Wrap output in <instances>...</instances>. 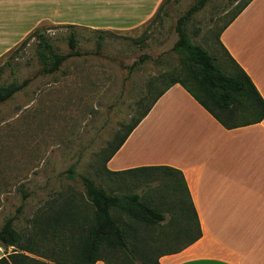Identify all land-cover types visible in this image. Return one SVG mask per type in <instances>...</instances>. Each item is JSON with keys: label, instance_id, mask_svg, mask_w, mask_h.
<instances>
[{"label": "rangeland", "instance_id": "374dc122", "mask_svg": "<svg viewBox=\"0 0 264 264\" xmlns=\"http://www.w3.org/2000/svg\"><path fill=\"white\" fill-rule=\"evenodd\" d=\"M245 1L207 0L186 25L190 41L224 61L215 35ZM196 2L160 0L154 20L152 16L129 28L99 29L104 31L99 40L95 29L49 21L37 28L0 29V81L28 80L0 104V227L14 217L13 227L28 235L30 220L48 201L67 194L82 197L80 175L107 191L124 189L120 188L125 183L122 179L99 174L102 155L148 103L149 96L166 84L164 80L149 89V81L179 74L180 58L172 48L177 40L175 24ZM111 3L118 6L120 0ZM36 29L42 30L60 54L68 52L67 36L74 32L80 55L65 60L56 72L44 73L36 56V38L30 37L20 46ZM143 55L147 58L140 62ZM133 63L136 65L129 68ZM142 99L146 100L139 105ZM73 164L76 176L71 179L66 170ZM156 184L145 192L161 205L168 219L167 205L173 199L163 192L164 198L157 202ZM135 191L143 194L140 187ZM182 202V218L192 228V211ZM12 251V247H0V257ZM52 259L42 261L50 264Z\"/></svg>", "mask_w": 264, "mask_h": 264}, {"label": "crops", "instance_id": "0c3cea01", "mask_svg": "<svg viewBox=\"0 0 264 264\" xmlns=\"http://www.w3.org/2000/svg\"><path fill=\"white\" fill-rule=\"evenodd\" d=\"M159 2L0 0V29L37 28L45 21L95 30L129 28L148 21ZM219 40L264 101V0H251ZM159 165L182 173L201 236L161 256L158 264H264V118L225 129L174 84L105 168L118 173Z\"/></svg>", "mask_w": 264, "mask_h": 264}, {"label": "trees", "instance_id": "16d2710c", "mask_svg": "<svg viewBox=\"0 0 264 264\" xmlns=\"http://www.w3.org/2000/svg\"><path fill=\"white\" fill-rule=\"evenodd\" d=\"M207 0H197L176 21L177 40L173 50L180 58L178 75L170 78H153L148 87L165 80L163 88L150 95L148 103L141 106L134 120L121 136L108 143L102 155L98 172L109 178H119L122 191H107L90 178L80 175L83 195H59L48 201L30 220V232L24 235L13 227L14 217L7 218L0 227V247H12L13 251L0 257V264H48L42 258H53V264H158V259L172 254L174 248L193 243L201 236L198 218L182 173L169 166H142L114 173L106 170V162L116 153L133 129L148 114L155 102L172 85L179 84L222 127L234 129L259 123L264 118V101L246 72L230 57L219 40L220 33L251 2L246 0L215 35L217 47L225 60L190 41L186 25L195 12ZM160 6L153 15H159ZM98 40L104 31L95 30ZM37 40L36 56L44 73L56 72L70 57L79 56L74 32L67 36L68 52L57 53L41 29L33 31L26 40ZM137 42V39H133ZM101 44L98 43V47ZM147 57L143 55L139 61ZM9 65V63H8ZM136 63L129 68L135 66ZM10 66V65H9ZM1 75V70H0ZM22 82L0 81V104L21 90ZM143 100L139 102L142 104ZM66 174L73 179L75 165ZM157 182V202L166 195L171 216L167 219L161 205L145 190ZM141 188L143 194L135 191ZM27 196L23 194V198ZM186 202L194 218L189 228L182 218V205ZM154 201V202H153ZM21 205L18 207L19 212ZM170 226L171 230L165 224ZM165 229L163 230V226ZM175 243V244H174ZM40 258V259H39Z\"/></svg>", "mask_w": 264, "mask_h": 264}]
</instances>
